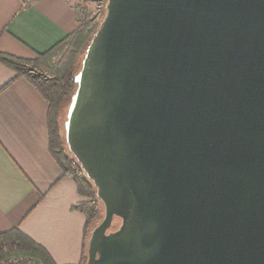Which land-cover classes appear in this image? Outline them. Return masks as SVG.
Instances as JSON below:
<instances>
[{
    "label": "water",
    "instance_id": "water-1",
    "mask_svg": "<svg viewBox=\"0 0 264 264\" xmlns=\"http://www.w3.org/2000/svg\"><path fill=\"white\" fill-rule=\"evenodd\" d=\"M105 8L65 123L105 206L87 264H264V0Z\"/></svg>",
    "mask_w": 264,
    "mask_h": 264
},
{
    "label": "crops",
    "instance_id": "crops-1",
    "mask_svg": "<svg viewBox=\"0 0 264 264\" xmlns=\"http://www.w3.org/2000/svg\"><path fill=\"white\" fill-rule=\"evenodd\" d=\"M75 0H0V53L35 59L80 28ZM50 105L0 63V235L18 230L51 264H80L87 199L52 150Z\"/></svg>",
    "mask_w": 264,
    "mask_h": 264
},
{
    "label": "trees",
    "instance_id": "trees-1",
    "mask_svg": "<svg viewBox=\"0 0 264 264\" xmlns=\"http://www.w3.org/2000/svg\"><path fill=\"white\" fill-rule=\"evenodd\" d=\"M105 13L106 8H104L102 18ZM100 21L85 43L84 57L80 62L78 60V53L76 55L72 54L70 49L71 43H75L81 37L84 29L83 25L73 35L56 45L50 51L37 54L35 59H22L0 53V63L12 69L16 73V78H26L49 103L52 150L64 171V175L71 177L76 182L79 194L87 199L76 207V209L86 216L84 255L80 264H87L89 241L100 216L103 215L104 218L105 206L98 197V190L94 182L89 179L81 163L71 153L67 144L66 129L64 141L61 140L58 118L63 103L70 99V104L72 97L77 92L78 86L75 83L74 77L82 68L86 51L100 27ZM59 58L60 60L57 62L56 60ZM45 73H50L51 77L45 76ZM53 119L56 121L55 128L52 125ZM57 147H59V150ZM115 223L114 230L118 229L121 221L117 220ZM14 237L18 240L13 239ZM8 240H12V245L17 247L19 251L24 252L26 256L37 258L44 264H51L46 252L18 230L0 235V261L3 258L1 255L3 243Z\"/></svg>",
    "mask_w": 264,
    "mask_h": 264
},
{
    "label": "rangeland",
    "instance_id": "rangeland-1",
    "mask_svg": "<svg viewBox=\"0 0 264 264\" xmlns=\"http://www.w3.org/2000/svg\"><path fill=\"white\" fill-rule=\"evenodd\" d=\"M75 1H76L75 8L79 15L80 26L83 25L84 29L82 31L81 37L75 43L74 42L71 43L70 52L75 55L78 53V60L80 62L84 57L85 43L87 42V39L89 38L90 34L93 32L96 25L99 23V21L101 20L104 14L106 0H75ZM60 58L57 59L56 61L58 62ZM44 75L51 77L50 73H45ZM69 102L70 99H68L63 103L60 110V116L58 118L59 136L63 141L65 137V123L67 121L68 110L70 106ZM52 125L55 128L56 121L54 119ZM57 148L59 150V147ZM102 220H103V215L100 216L99 220L97 221V225ZM112 230H114V228H112ZM13 239L18 240L15 237ZM1 255L3 257L1 260H5L11 256L25 255V253L19 251L17 247H14L12 245V240H8L3 243V249Z\"/></svg>",
    "mask_w": 264,
    "mask_h": 264
},
{
    "label": "built area",
    "instance_id": "built-area-1",
    "mask_svg": "<svg viewBox=\"0 0 264 264\" xmlns=\"http://www.w3.org/2000/svg\"><path fill=\"white\" fill-rule=\"evenodd\" d=\"M33 0H23L24 4L27 5ZM0 264H44L41 260L26 256V255H15L5 260H1Z\"/></svg>",
    "mask_w": 264,
    "mask_h": 264
}]
</instances>
